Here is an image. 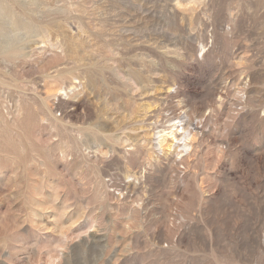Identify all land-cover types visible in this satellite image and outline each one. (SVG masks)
Here are the masks:
<instances>
[{"label": "rangeland", "instance_id": "1", "mask_svg": "<svg viewBox=\"0 0 264 264\" xmlns=\"http://www.w3.org/2000/svg\"><path fill=\"white\" fill-rule=\"evenodd\" d=\"M0 264H264V0H0Z\"/></svg>", "mask_w": 264, "mask_h": 264}]
</instances>
